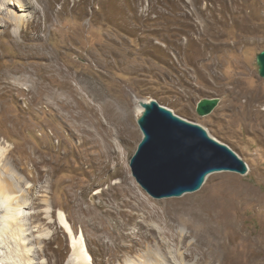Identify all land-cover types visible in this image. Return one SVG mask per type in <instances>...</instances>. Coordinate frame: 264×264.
<instances>
[{"label": "rangeland", "instance_id": "rangeland-1", "mask_svg": "<svg viewBox=\"0 0 264 264\" xmlns=\"http://www.w3.org/2000/svg\"><path fill=\"white\" fill-rule=\"evenodd\" d=\"M262 50L264 0H0V145L5 151L0 173L28 204L21 212L30 226H25L30 256L22 264H141L145 256L152 264L165 261L160 244L149 241L143 229L126 237L110 216V200L131 198L115 185L117 178L90 186L107 156L101 139L81 144L66 125L69 114L78 121V112L92 122L110 120V128L99 125L103 139L117 138L121 168L140 195L161 202V211L164 200L176 206L212 197L228 203L234 224L219 229L227 242L222 262L246 264L252 255L264 261V77L256 60ZM205 97L220 102L200 115L197 104ZM137 98H155L203 125L245 159L248 173L218 171L196 191L153 196L130 165L143 138ZM126 125L137 131L127 140ZM47 196L49 220L42 212ZM128 201L121 219L129 218ZM59 211L74 234L59 221ZM135 221L128 223L133 230L139 228ZM40 231L47 235L41 243ZM78 237L83 258L74 242ZM188 240L208 248L198 236ZM118 243L127 249L119 251ZM185 262L195 264V259Z\"/></svg>", "mask_w": 264, "mask_h": 264}, {"label": "bare ground", "instance_id": "bare-ground-1", "mask_svg": "<svg viewBox=\"0 0 264 264\" xmlns=\"http://www.w3.org/2000/svg\"><path fill=\"white\" fill-rule=\"evenodd\" d=\"M10 3H12V1H10ZM21 18L22 16L16 17V19ZM58 69V75L62 77L61 67H58ZM83 98L86 97L84 96ZM142 101H149V99L137 98V118L142 114L144 110L141 104ZM70 102L71 100H69V103ZM87 103L89 104L88 99ZM100 107L101 106H99V108ZM72 116L73 115L69 114L67 118L65 117L66 125L70 128V130H72L73 135L79 134L81 144L87 143L90 140L96 141L98 139H101L105 144L104 154H106L107 160L104 161V163H100V161L98 162L100 163V168L98 170L99 177H94L90 186H92L95 182L100 183L105 179L111 177H115V179L117 178V180L115 181V185H119L118 187H120L123 191H126L131 197L129 201L127 200L131 203V209L128 210L127 213L129 218L121 219L120 217H118V214L122 211V207L125 206L127 202L121 199L117 200L118 198H120L119 195V197L116 196V199L110 200V216L116 220L117 228L120 231L126 232V237H132L135 235L133 233H135L136 230L143 229V233L149 241H157L160 244L159 253L165 258V261L164 263H161V261L157 258V261L153 264H174L172 260L173 257H179L176 264H184V262L187 261V258L195 259V264H203V262L207 260H209L211 264H216L217 261H220V263L218 264H226L225 262H222L221 249L226 248L227 242L222 239V236L219 233V229L222 226L234 224V222L231 223L232 219L228 212V203H223V201L218 200V198L213 199L214 197H212V199L196 202H194V200L192 199L194 203L190 202L191 204L186 206H176V203L174 204L173 200H164L162 204H164L166 208L161 211L159 208V204H161V202L153 203L151 198H145L144 196L140 195L138 193V188L131 181V179L126 176L127 170H123L121 168V162L123 158L121 157V153L119 152L120 144L117 141V138L112 137L108 142L103 139L100 133L99 125L109 126L110 128V120H106V124H103V122L98 119V122L96 123V121L92 122L91 119H86L84 117V113L78 112L76 113V117H78V121L76 122L72 119ZM92 117L97 116L95 113H92ZM82 126H84L83 129ZM124 129L128 134V136L125 135L126 138L123 137L125 140L132 138V136L137 132L136 128L132 127L131 125H126ZM118 130L115 129V133H118L120 131ZM128 132H130V134ZM84 134H88L89 138L84 139ZM0 152L2 155L5 152L4 148L1 147V145ZM90 156H92V154ZM1 157L2 156H0V159ZM90 160L92 161V159ZM0 162L2 161L0 160ZM4 167H6V164L4 165ZM94 167L96 168V166ZM14 186L15 185L13 184L12 180L0 173V264H22V261H26V259L28 260V256H30V254L28 253L30 251L29 241L26 240L28 236L25 233L27 232V229L25 227L27 223L22 222V218L25 217V214L21 212V209L24 207L23 205H26V203H23L19 200L20 197H18V192L16 193V190L18 189ZM100 191L101 190H98L97 193H99ZM24 197L26 196L22 195L21 198H23L24 200ZM42 201L45 204L42 212L45 213L46 219L48 218L49 220L51 219L52 207L48 196L42 199ZM25 207H28V204ZM134 209L135 211L134 213H132V210ZM58 217L60 219L59 221L67 226L71 234H74L72 225L68 223V219L65 218V214L62 211H59ZM132 218L136 219L135 222L137 223V225H139V228L136 227L133 230L128 225L129 221ZM29 227L30 226H28V228ZM39 233L40 234H37L36 239L39 241V243H41L47 235L43 232L41 233V231ZM192 235L198 236L202 243L208 245V248L200 247L198 241H194L191 243L188 242V239ZM78 238L74 240V242L76 247L80 251V256H82L83 258V256H86V252L84 247H82L83 244H80V242L82 243V241L80 240L81 238ZM132 240L135 241L134 243H137L135 239ZM3 243H5L6 246H4ZM1 244H3L4 247ZM116 246L118 247L119 251L124 248L127 249L126 245L122 243H118L116 244ZM214 246H216L219 250L215 252L213 249ZM4 248L7 249L4 251ZM150 254L152 255V253ZM71 256L73 255L71 254ZM151 260H149L145 256L141 264H152ZM132 261L134 263L136 262V260ZM239 261L240 260L234 259L230 264H237ZM72 262V260H69L67 264H72ZM247 263L262 264L264 263V261L261 262L260 259L252 255L248 259ZM126 264L130 263L127 262Z\"/></svg>", "mask_w": 264, "mask_h": 264}, {"label": "water", "instance_id": "water-1", "mask_svg": "<svg viewBox=\"0 0 264 264\" xmlns=\"http://www.w3.org/2000/svg\"><path fill=\"white\" fill-rule=\"evenodd\" d=\"M259 74L264 77V50L258 53ZM218 97L197 104L200 115L211 113ZM138 117L143 138L130 165L139 183L157 198L181 196L200 189L218 171L248 173L249 165L229 144L201 124L176 114L157 99L142 101Z\"/></svg>", "mask_w": 264, "mask_h": 264}]
</instances>
